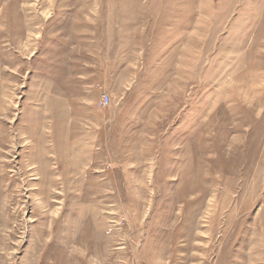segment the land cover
Wrapping results in <instances>:
<instances>
[{"label": "rangeland", "instance_id": "obj_1", "mask_svg": "<svg viewBox=\"0 0 264 264\" xmlns=\"http://www.w3.org/2000/svg\"><path fill=\"white\" fill-rule=\"evenodd\" d=\"M0 264H264V0H0Z\"/></svg>", "mask_w": 264, "mask_h": 264}, {"label": "built area", "instance_id": "obj_2", "mask_svg": "<svg viewBox=\"0 0 264 264\" xmlns=\"http://www.w3.org/2000/svg\"><path fill=\"white\" fill-rule=\"evenodd\" d=\"M108 101H109V99H108V97L106 96L104 99H101L99 105H100V106H103V107H106L107 104H108Z\"/></svg>", "mask_w": 264, "mask_h": 264}]
</instances>
